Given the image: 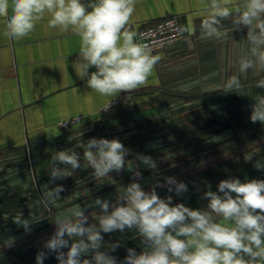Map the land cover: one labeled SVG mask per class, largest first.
<instances>
[{"label": "crops", "instance_id": "crops-1", "mask_svg": "<svg viewBox=\"0 0 264 264\" xmlns=\"http://www.w3.org/2000/svg\"><path fill=\"white\" fill-rule=\"evenodd\" d=\"M168 13L178 14L182 25L191 18L196 31L170 44L149 84L120 93L121 102L108 111L102 107L113 98L92 92L76 74L79 37L56 28L45 30L47 19L21 40L0 33V264H36L57 217L72 215L97 198L115 201L133 181L128 164L104 180L93 177L83 147L77 146L93 137L119 139L131 150L127 160L133 168L139 164L143 178L138 182L145 191L157 181L163 185L167 176L183 181L188 191L180 196L166 187L156 188L161 198L171 195L173 205L206 210L209 201L204 193L218 192L221 180H264V169L255 167L257 161L264 164V124L250 121L251 105L264 95V89L254 86L264 72L239 73L238 61L248 49L247 29L235 31L231 20H225L221 31L227 39L207 38L200 31L206 15L201 0H137L131 28L138 33ZM233 74L240 75L244 87L224 92L223 84ZM76 115L83 116L81 124L59 127L58 122ZM252 144L260 151L245 162L244 154ZM65 149L80 154L81 167L74 172L69 167V176L50 183L52 153ZM136 153L153 157L158 169L141 164ZM56 185L65 189L59 201L50 208L36 203ZM17 212L36 220L31 234L13 223ZM89 222L96 221L90 217ZM102 235L101 250L120 243L110 253L118 260L124 259L128 248L137 253L145 250L135 229ZM10 237L15 238L14 246L6 247ZM44 264H58L55 254Z\"/></svg>", "mask_w": 264, "mask_h": 264}, {"label": "clouds", "instance_id": "clouds-1", "mask_svg": "<svg viewBox=\"0 0 264 264\" xmlns=\"http://www.w3.org/2000/svg\"><path fill=\"white\" fill-rule=\"evenodd\" d=\"M201 3L206 13L200 23L201 33L209 39H227L221 31L225 20H231L235 31L247 29L248 49L238 61L239 73L264 72V0ZM136 4L137 0H0V33L7 39L21 40L45 19V30L72 32L79 37L80 45L74 63L77 76L92 92L114 98L147 86L155 66L163 59L162 53L153 54L148 44L136 41L137 33L131 28ZM177 31L192 34L196 28L189 18ZM91 68L95 71L89 72ZM254 86L264 89V78L256 80ZM243 87L240 75L233 74L223 84V91ZM250 121L264 124V95H258L251 105ZM77 146L83 147L84 161L94 170L97 181L109 178L112 172L119 173L126 164L131 165L133 181L115 201L97 198L72 215L57 217L54 232L35 257L36 264H44L50 254H55L58 264H264V180H221L218 192L204 193L209 201L207 209H193L183 203L173 205L171 195H158L156 188L161 186L177 196L188 191V186L175 177H164L163 185L157 181L145 191L138 182L143 178L139 164L132 167L127 160L131 150L119 139L93 137ZM258 151V146L249 145L245 162H251ZM135 159L149 169H158V161L151 156L136 153ZM80 161L75 149L53 152L50 183L69 176V167L73 172L79 169ZM204 163L201 161V166ZM255 167L264 169V164L257 161ZM64 190L56 185L43 192L36 203L50 208ZM90 217L96 222L90 223ZM34 222L20 212L13 217V223L27 234H31ZM125 229L137 231L144 251L128 248L124 259L118 260L110 253L121 246L119 242L101 250L102 233ZM14 243L15 238L10 237L4 245L12 247Z\"/></svg>", "mask_w": 264, "mask_h": 264}, {"label": "built area", "instance_id": "built-area-1", "mask_svg": "<svg viewBox=\"0 0 264 264\" xmlns=\"http://www.w3.org/2000/svg\"><path fill=\"white\" fill-rule=\"evenodd\" d=\"M182 26L181 18L178 14L168 13L158 21L150 22L138 31L137 42L146 43L153 49V54L163 53L170 44L180 40L184 34L177 30ZM121 102L120 97L113 98L102 107V111H108ZM109 107L107 108V106ZM83 122L82 115L71 116L58 122L62 129L75 127Z\"/></svg>", "mask_w": 264, "mask_h": 264}, {"label": "water", "instance_id": "water-1", "mask_svg": "<svg viewBox=\"0 0 264 264\" xmlns=\"http://www.w3.org/2000/svg\"><path fill=\"white\" fill-rule=\"evenodd\" d=\"M193 136H190V138H192Z\"/></svg>", "mask_w": 264, "mask_h": 264}, {"label": "rangeland", "instance_id": "rangeland-1", "mask_svg": "<svg viewBox=\"0 0 264 264\" xmlns=\"http://www.w3.org/2000/svg\"><path fill=\"white\" fill-rule=\"evenodd\" d=\"M35 234V233H34ZM32 235H33V233H32Z\"/></svg>", "mask_w": 264, "mask_h": 264}]
</instances>
